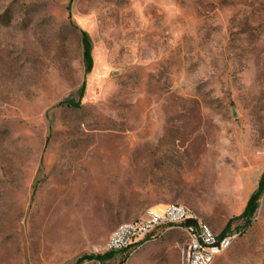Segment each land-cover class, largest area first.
Instances as JSON below:
<instances>
[{
  "label": "rangeland",
  "instance_id": "obj_1",
  "mask_svg": "<svg viewBox=\"0 0 264 264\" xmlns=\"http://www.w3.org/2000/svg\"><path fill=\"white\" fill-rule=\"evenodd\" d=\"M263 177L264 0H0V264H101L170 205L236 235L213 264H264V191L240 217ZM186 241L103 264H185Z\"/></svg>",
  "mask_w": 264,
  "mask_h": 264
},
{
  "label": "built area",
  "instance_id": "obj_2",
  "mask_svg": "<svg viewBox=\"0 0 264 264\" xmlns=\"http://www.w3.org/2000/svg\"><path fill=\"white\" fill-rule=\"evenodd\" d=\"M168 229L185 233L186 264H211L236 239V235L219 236L209 231L207 225L201 223L192 213L176 207H166L162 213L148 210L136 221L119 226L110 236L106 251L127 252L132 256L149 241H154L156 233Z\"/></svg>",
  "mask_w": 264,
  "mask_h": 264
},
{
  "label": "trees",
  "instance_id": "obj_3",
  "mask_svg": "<svg viewBox=\"0 0 264 264\" xmlns=\"http://www.w3.org/2000/svg\"><path fill=\"white\" fill-rule=\"evenodd\" d=\"M82 38H83L84 60H85V63L87 65L86 73L88 74L92 71V68H93V58H92V54H91V45H90L89 37L85 32H82ZM83 91H84V88H83ZM263 191H264V177L261 180V182L259 183V187H258L257 191L248 200V202L245 206V209L240 216L241 218L251 217L255 213V211L257 209V205H258L257 204L258 200H259ZM222 236H224V235H222ZM113 255H114V253L107 252L104 255L85 256L81 259V261H97V262L103 264L107 259L111 258Z\"/></svg>",
  "mask_w": 264,
  "mask_h": 264
},
{
  "label": "bare ground",
  "instance_id": "obj_4",
  "mask_svg": "<svg viewBox=\"0 0 264 264\" xmlns=\"http://www.w3.org/2000/svg\"><path fill=\"white\" fill-rule=\"evenodd\" d=\"M167 207H176V208H180V209H182V210H184L185 212H189V210L187 209V208H185L184 206H181V205H170V206H167ZM190 213V212H189ZM136 221V220H135ZM207 229L209 230V231H212L208 226H207ZM169 230H172V229H168V231ZM165 232L166 231H159L158 233H156L155 234V239H154V241H149V243H151V242H155L156 240H158V239H160L161 237H163L164 236V234H165ZM185 248H186V246H185ZM214 263V261H212L211 262V264H213ZM185 264H186V262H185Z\"/></svg>",
  "mask_w": 264,
  "mask_h": 264
}]
</instances>
